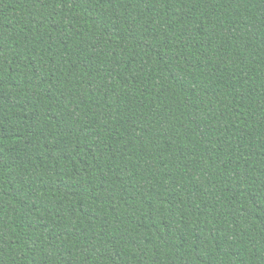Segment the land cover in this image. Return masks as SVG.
Returning a JSON list of instances; mask_svg holds the SVG:
<instances>
[{
	"label": "trees",
	"instance_id": "1",
	"mask_svg": "<svg viewBox=\"0 0 264 264\" xmlns=\"http://www.w3.org/2000/svg\"><path fill=\"white\" fill-rule=\"evenodd\" d=\"M0 264H264V0H0Z\"/></svg>",
	"mask_w": 264,
	"mask_h": 264
}]
</instances>
